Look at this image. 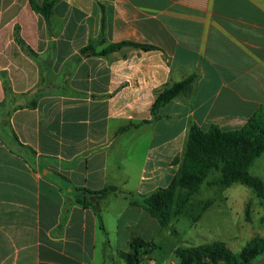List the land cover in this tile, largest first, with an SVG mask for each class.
I'll use <instances>...</instances> for the list:
<instances>
[{"label":"crops","instance_id":"obj_1","mask_svg":"<svg viewBox=\"0 0 264 264\" xmlns=\"http://www.w3.org/2000/svg\"><path fill=\"white\" fill-rule=\"evenodd\" d=\"M30 1L0 0V264H126L134 239L153 244L141 264H178L135 201L169 185L190 125L234 130L264 108V0H49L48 18ZM123 42L138 46L108 49ZM249 173L264 181V153Z\"/></svg>","mask_w":264,"mask_h":264},{"label":"trees","instance_id":"obj_2","mask_svg":"<svg viewBox=\"0 0 264 264\" xmlns=\"http://www.w3.org/2000/svg\"><path fill=\"white\" fill-rule=\"evenodd\" d=\"M31 7L48 18L52 14L53 1L44 0L42 4L30 1ZM122 45H135L129 42L109 45L114 49ZM138 46V45H135ZM142 48L148 46L139 45ZM105 50L100 52L104 54ZM82 57L97 54L93 45L81 49ZM196 75L190 74L179 82L166 85L157 94L152 106V113L182 95H187ZM264 153V108L251 116L245 124L234 130H222L216 125L201 129L190 125L183 153L172 163L177 170L169 185L159 188L152 193L135 201L151 217L155 218L162 228L170 227L173 220L183 214L191 198L199 192L208 176L218 172L219 176L214 184L219 187H229L234 183L242 184L250 189L252 194L264 202V181L249 173L252 163ZM116 190L109 186L99 191L82 190L96 199H101L108 192ZM83 205H92L85 199H78ZM207 202L202 210H205ZM96 209V208H95ZM99 214L98 209H96ZM250 203L245 206V220L249 221ZM200 214L193 221L198 219ZM262 221V219H261ZM131 253H120L126 264H141L142 257L147 256L153 249V244L141 239H134L131 243ZM264 254V238L251 240L238 254L234 253L224 241L216 240L197 246H179L174 250L178 264H252Z\"/></svg>","mask_w":264,"mask_h":264},{"label":"rangeland","instance_id":"obj_3","mask_svg":"<svg viewBox=\"0 0 264 264\" xmlns=\"http://www.w3.org/2000/svg\"><path fill=\"white\" fill-rule=\"evenodd\" d=\"M218 176V172L210 174L199 192L191 198L183 214L172 221L170 227L163 229L162 253L165 254L171 244L200 245L226 240L224 242L229 244V248L238 254L251 240L264 238V202H257L250 189L242 184L234 183L224 188L217 186L214 182ZM207 202L211 204L205 210L212 207L215 211L210 212L197 226L190 225L191 218L205 211L202 208ZM248 203L250 220L246 221L244 210ZM172 230L178 234H170ZM234 230L235 234H231ZM166 232L169 234L166 235Z\"/></svg>","mask_w":264,"mask_h":264}]
</instances>
